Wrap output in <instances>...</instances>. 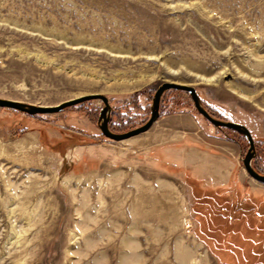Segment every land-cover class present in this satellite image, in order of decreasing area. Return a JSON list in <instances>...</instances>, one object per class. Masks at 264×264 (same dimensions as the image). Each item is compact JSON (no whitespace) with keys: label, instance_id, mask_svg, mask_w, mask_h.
<instances>
[{"label":"rangeland","instance_id":"rangeland-1","mask_svg":"<svg viewBox=\"0 0 264 264\" xmlns=\"http://www.w3.org/2000/svg\"><path fill=\"white\" fill-rule=\"evenodd\" d=\"M165 82L246 126L264 175V0H0V98L53 107L101 94L110 130L126 133ZM104 107L0 108V264H264L247 138L180 90L121 141L102 133ZM224 163L229 181L209 182Z\"/></svg>","mask_w":264,"mask_h":264},{"label":"water","instance_id":"water-1","mask_svg":"<svg viewBox=\"0 0 264 264\" xmlns=\"http://www.w3.org/2000/svg\"><path fill=\"white\" fill-rule=\"evenodd\" d=\"M172 89L187 92L191 96L198 112L204 118H206L209 122H211L215 127L228 128V129L237 131L238 133L242 134L245 138H247L249 142V150L245 158L243 159L244 167L252 178L264 184V175L257 172L252 165V160L255 156V142H254V139H253V136L250 130L242 124H238V123H234L230 121H223V120L214 118L202 106L200 97L196 89L194 87H191L185 84L175 83V82H165L162 85H160L159 88L156 90V93L154 96L152 114H151L150 119L141 127L130 130L126 133H114L110 130L109 123H108V111L110 109L109 100L106 96L101 95V94H94V95L83 96L80 98H75V99L63 102L53 107L37 106L33 104H27L21 101L0 98V108H12V109H16V110L28 113L30 115L49 114V113L60 112L67 107L74 106V105L83 103L88 100L100 99L105 104V107L100 113V118H99L100 129L102 133L104 134V136L107 137L108 139L115 140V141H121V140L131 138L133 136H137L141 133H144L153 126V124L160 117L159 109H160V101H161L162 96L164 95L166 91L172 90Z\"/></svg>","mask_w":264,"mask_h":264},{"label":"crops","instance_id":"crops-1","mask_svg":"<svg viewBox=\"0 0 264 264\" xmlns=\"http://www.w3.org/2000/svg\"><path fill=\"white\" fill-rule=\"evenodd\" d=\"M213 166L215 167L214 164H213ZM224 166H223L224 169L220 170L221 174L217 175V176L215 175V171H214V168H213V170L210 173L207 174L208 181L209 182L212 181L213 183H216L217 185L226 184L229 181V179H230L231 172H230V165L228 166V164H225Z\"/></svg>","mask_w":264,"mask_h":264},{"label":"trees","instance_id":"trees-1","mask_svg":"<svg viewBox=\"0 0 264 264\" xmlns=\"http://www.w3.org/2000/svg\"><path fill=\"white\" fill-rule=\"evenodd\" d=\"M257 170V169H256ZM260 174H263L260 170H257Z\"/></svg>","mask_w":264,"mask_h":264},{"label":"bare ground","instance_id":"bare-ground-1","mask_svg":"<svg viewBox=\"0 0 264 264\" xmlns=\"http://www.w3.org/2000/svg\"><path fill=\"white\" fill-rule=\"evenodd\" d=\"M25 142V141H24ZM23 141H21V144H23L24 143Z\"/></svg>","mask_w":264,"mask_h":264}]
</instances>
